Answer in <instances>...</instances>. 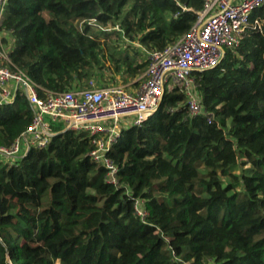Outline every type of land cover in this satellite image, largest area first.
<instances>
[{
	"label": "trees",
	"instance_id": "trees-1",
	"mask_svg": "<svg viewBox=\"0 0 264 264\" xmlns=\"http://www.w3.org/2000/svg\"><path fill=\"white\" fill-rule=\"evenodd\" d=\"M203 2L7 0L2 42L45 90L128 83ZM249 20L218 66L192 73L208 115L172 85L152 117L120 128L107 153L117 185L89 155L95 136L61 123L45 147L0 157V264H264V4ZM33 114L21 91L0 106V147Z\"/></svg>",
	"mask_w": 264,
	"mask_h": 264
},
{
	"label": "built area",
	"instance_id": "built-area-1",
	"mask_svg": "<svg viewBox=\"0 0 264 264\" xmlns=\"http://www.w3.org/2000/svg\"><path fill=\"white\" fill-rule=\"evenodd\" d=\"M6 2L0 0V18ZM262 4L264 0H204L196 22L185 34L163 49L148 52L147 66L134 81L100 86L91 83L58 92L42 89L12 65L2 42L5 34L0 30V106L13 103L21 91L34 111L28 129L10 147H0V157L13 162L32 147H45L55 134L50 124L61 123V131L85 130L95 136V148L89 155L106 169L107 181L117 185L118 168L107 153L120 136V128L152 117L169 84L183 88L191 115H208L192 73L218 66L226 50L239 45L246 28H257L258 22L250 23L249 17Z\"/></svg>",
	"mask_w": 264,
	"mask_h": 264
},
{
	"label": "rangeland",
	"instance_id": "rangeland-1",
	"mask_svg": "<svg viewBox=\"0 0 264 264\" xmlns=\"http://www.w3.org/2000/svg\"><path fill=\"white\" fill-rule=\"evenodd\" d=\"M110 79V76L109 75H103L102 77L100 76V80L98 82H96L97 80H92L94 82L95 85L99 84L100 85H109V84H124V83H121L120 80H118L117 78V82H112ZM97 83V84H96ZM172 84H169L167 88H169V86H171ZM127 121V120H124V122ZM122 122V123H124Z\"/></svg>",
	"mask_w": 264,
	"mask_h": 264
},
{
	"label": "crops",
	"instance_id": "crops-1",
	"mask_svg": "<svg viewBox=\"0 0 264 264\" xmlns=\"http://www.w3.org/2000/svg\"><path fill=\"white\" fill-rule=\"evenodd\" d=\"M134 81V80H133ZM130 82H132V81H130ZM130 82H128V83H130ZM124 84H127V83H124Z\"/></svg>",
	"mask_w": 264,
	"mask_h": 264
}]
</instances>
